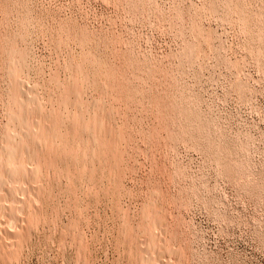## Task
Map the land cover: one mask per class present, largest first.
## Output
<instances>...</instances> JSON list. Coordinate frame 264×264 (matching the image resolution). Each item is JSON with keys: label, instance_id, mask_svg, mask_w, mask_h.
<instances>
[{"label": "rangeland", "instance_id": "374dc122", "mask_svg": "<svg viewBox=\"0 0 264 264\" xmlns=\"http://www.w3.org/2000/svg\"><path fill=\"white\" fill-rule=\"evenodd\" d=\"M18 80L87 135L68 129L0 264H264V0H0V148Z\"/></svg>", "mask_w": 264, "mask_h": 264}, {"label": "bare ground", "instance_id": "6f19581e", "mask_svg": "<svg viewBox=\"0 0 264 264\" xmlns=\"http://www.w3.org/2000/svg\"><path fill=\"white\" fill-rule=\"evenodd\" d=\"M16 48V47H15ZM12 49V48H11ZM14 49V48H13ZM20 49V48H19ZM26 49V48H25ZM22 50V49H21ZM25 51V50H24ZM13 52H15V51H13ZM16 53V52H15ZM19 53V52H18ZM21 53V52H20ZM27 53V52H26ZM13 57V56H12ZM18 57V56H17ZM28 57V56H27ZM15 58V57H14ZM20 58V57H19ZM94 58V57H93ZM95 59V58H94ZM97 59V58H96ZM95 59V60H96ZM23 60H24V58H23ZM27 60V59H26ZM89 60H91V59H89ZM9 61H10V59H9ZM13 61V60H12ZM11 61V62H12ZM85 61V60H84ZM97 61V60H96ZM17 62H19V61H17ZM83 62V61H82ZM86 62V61H85ZM84 62V63H85ZM93 62V61H92ZM91 62V63H92ZM98 62V61H97ZM13 63V62H12ZM71 63H73V62H71ZM70 63V64H71ZM90 63V62H89ZM90 63V64H91ZM100 63V62H99ZM9 64H11L10 62H9ZM20 64V63H19ZM22 64V63H21ZM74 64V63H73ZM76 64V63H75ZM93 64V63H92ZM97 64V63H96ZM102 64V63H101ZM28 65V64H27ZM26 65V66H27ZM72 65V64H71ZM80 65V64H79ZM85 65V64H84ZM86 65H87V63H86ZM85 65V66H86ZM99 65V64H98ZM95 66V65H94ZM99 66H101V65H99ZM14 67V66H13ZM72 67V66H71ZM77 67V66H76ZM84 67V66H83ZM23 69L25 68V67H22ZM22 68H20L21 69V71H22ZM69 68V67H68ZM72 68H74V67H72ZM79 68V67H78ZM103 68V67H102ZM105 68V67H104ZM19 69V70H20ZM71 69V68H70ZM77 69V68H76ZM100 69V68H99ZM17 70V69H16ZM25 70V69H24ZM23 70V71H24ZM69 70V69H68ZM80 70V69H79ZM90 70V69H89ZM96 70V69H95ZM94 70V71H95ZM82 71H84V70H82ZM98 71V70H97ZM19 72V71H18ZM64 72V71H63ZM70 72V71H69ZM85 72V71H84ZM100 72H101V70H100ZM102 73V72H101ZM14 74V73H13ZM16 74H17V72H16ZM20 74V73H19ZM17 75V76H20V75ZM22 74V73H21ZM24 74V73H23ZM104 74V73H103ZM84 75V74H83ZM98 75H99V72H98ZM100 75H102V74H100ZM16 76V75H15ZM14 75H13V77H15ZM23 76V75H22ZM21 76V78L23 79V77ZM24 76L26 77V74H24ZM80 76H81V73H80ZM93 76H95V74L93 73ZM24 77V78H25ZM54 77V76H53ZM56 77V76H55ZM84 77V76H83ZM102 77V76H101ZM104 77V76H103ZM28 78V77H27ZM59 78V77H58ZM106 78H107V75H106ZM21 79V80H22ZM26 79V78H25ZM68 79V78H67ZM98 79V78H97ZM101 79V78H100ZM110 79V78H109ZM14 80V79H13ZM66 80V79H65ZM70 80V79H69ZM69 80H68V83H67V81H66V84H70L69 83ZM72 80V79H71ZM70 80V81H71ZM78 80H79V78H78ZM25 80H23V81H20V80H18V82H17V85H18V87L21 89V92H23V97H21L20 98V96L21 95H18L19 97H17V99H18V104H19V106L18 107H20V109H18V108H16L17 110H19V111H17V112H13L14 114L10 117V119H8V121H9V123H10V120H11V122L13 123V128L14 129H12L13 130V134H12V132H11V134L6 138L5 137V135H4V137L6 138V142H4L3 143V145H2V147L0 148V213L2 214V215H4L5 217H7L8 218V220H14V221H16V223L18 224V227H19V229H18V231H17V229H16V232H15V228L13 229L14 231H12V229L10 228L11 226H9V228L11 229H9L8 228V226H7V224L8 223H10L9 221H7V222H4V223H0L1 225H0V240H1V242H0V247H2L3 249L5 248V249H7L8 247H10V249L9 250H12V248H13V250L15 251V247H17L18 245H20L19 244V241L20 240H22L24 237H26L25 235L27 234V233H30L31 231H32V228H31V226H30V223L29 224H27V220H26V217H25V219H24V217H22L21 216V214L25 211V210H29L30 211V213L32 212L33 213V215H37L38 214V211H39V209H38V206H37V202L35 203V197L41 192V188H43V184L40 186V184L39 183H41L40 181L38 182V180L42 177V174H41V172H42V170L44 171L45 169V167L46 166H49V168L51 167H55V166H57V160H58V163H59V159H57V156L59 155V153H61V152H65L64 151V149H66L65 148V144H70V142H72V140L71 141H68L70 138H69V136H68V132L70 131H68V129H72V130H74V131H81V132H85L84 131V125L82 126L79 122H83V121H80V119H79V121H78V119L74 116V117H72L73 115H70V113H68L67 111H66V109L64 110V111H66V112H62L61 110H60V114H58V113H55L56 111H51L50 113H44V112H42V111H40V110H38V109H36V107L35 108H33L32 106H31V102L33 101L34 102V100H35V95L33 96V99H32V97H30V95H32L33 94V90H31L29 87H33V86H29V84H28V86L25 84V82H24ZM59 81V80H58ZM73 81V80H72ZM82 81V80H81ZM86 81H87V78H86ZM93 81V80H92ZM108 81V80H107ZM80 82V81H79ZM78 82V83H79ZM94 82V81H93ZM97 82H98V80H97ZM9 83V82H8ZM14 83V82H13ZM16 83V82H15ZM50 83V82H49ZM58 83V82H57ZM64 83V82H63ZM73 83V82H72ZM75 83V82H74ZM96 83V82H95ZM99 83V82H98ZM51 84V83H50ZM49 84V85H50ZM56 84V83H55ZM91 84V83H90ZM101 84V83H100ZM106 84V83H105ZM104 84V85H105ZM97 85V84H96ZM13 86H14V84H13ZM52 86V85H51ZM55 86V85H54ZM58 86H59V84H58ZM62 86V85H61ZM67 86V85H66ZM69 86V85H68ZM79 86V84L77 85V84H71V89H73V90H77L78 91V87ZM85 86V85H84ZM90 86V85H89ZM95 86V85H94ZM11 87H12V85H11ZM36 87V86H35ZM34 87V88H35ZM63 87H64V85H63ZM88 87V86H87ZM37 88H38V85H37ZM44 88V87H43ZM49 88V87H48ZM56 88V87H55ZM105 88H106V86H105ZM33 89V88H32ZM58 89H59V87H58ZM61 89V88H60ZM64 89V88H63ZM19 90V89H18ZM67 90H68V88H67ZM79 90H82V89H79ZM37 91V90H36ZM50 91V90H49ZM65 91V90H64ZM63 91V92H64ZM72 91V90H71ZM91 91V90H90ZM40 92V91H39ZM43 92V91H42ZM53 92V91H52ZM55 92V91H54ZM67 92V91H66ZM81 92V91H80ZM11 93H16L15 91H12ZM19 93V92H18ZM35 93V92H34ZM75 94L77 93V92H74ZM83 93V92H82ZM81 93V94H82ZM20 94V93H19ZM59 94V93H58ZM65 94V93H64ZM96 94H98V93H96ZM100 94V93H99ZM38 95V94H37ZM46 95H47V93H46ZM55 95V94H54ZM60 95V94H59ZM66 95V94H65ZM72 95V94H71ZM14 96V95H13ZM45 96V95H44ZM43 96V97H44ZM62 96V95H61ZM77 96H79V94H77ZM85 96V95H84ZM83 96V97H84ZM87 96V95H86ZM10 97V96H9ZM42 97V96H41ZM55 97V96H54ZM88 97V96H87ZM96 97V96H95ZM12 98V97H11ZM10 98V99H11ZM37 98V97H36ZM51 98V97H50ZM62 98H63V96H62ZM73 98L75 99V97L73 96ZM80 98V97H79ZM103 98V97H102ZM14 99H15V97H14ZM13 99V100H14ZM67 99H68V97H67ZM73 99V100H74ZM84 99V98H83ZM82 99V100H83ZM71 100V99H70ZM92 100V99H91ZM99 100V99H98ZM16 101V100H15ZM53 101V100H52ZM64 101V100H63ZM62 101V102H63ZM69 101V100H68ZM72 101V100H71ZM4 102V101H3ZM16 102V103H17ZM36 102V101H35ZM65 102V101H64ZM76 101L74 100V103H75ZM84 103H85V100L83 101ZM93 102V101H92ZM95 102H97L96 100H95ZM13 103H14V101H13ZM37 103H38V100H37ZM36 103V104H37ZM54 103V102H53ZM56 103V102H55ZM61 103V102H60ZM69 104L68 105H70V102H68ZM48 104V103H47ZM50 104V103H49ZM57 104V103H56ZM77 104H79L80 106H81V104L80 103H77ZM83 104V103H82ZM90 104L92 105V103L90 102ZM95 104V103H94ZM106 104V103H105ZM39 105V104H38ZM55 105V104H54ZM67 105V104H66ZM72 106H73V104H71ZM75 105V104H74ZM78 105V106H79ZM89 105V104H88ZM91 105H89V106H91ZM41 106V105H40ZM39 106V107H40ZM71 106V107H72ZM88 106V107H89ZM95 106L96 107H100V104H98V103H96L95 104ZM10 107V106H9ZM62 107V106H61ZM70 107V108H71ZM84 107H85V105H84ZM83 107V108H84ZM86 107H87V105H86ZM85 107V108H86ZM104 107V106H103ZM103 107L101 108L102 109V111H103ZM41 108V107H40ZM72 108H74V107H72ZM79 108V111H80V113H81V115H82V117H84V118H86V119H89V120H92V118H94V117H92L93 116V114H91L92 113V111H91V113L88 111V110H86V109H84L83 110V108L82 109H80V107H78ZM92 108H93V105H92ZM3 109V108H2ZM42 109V108H41ZM58 109H60V108H58ZM108 109V108H107ZM106 109V110H107ZM15 110V109H14ZM57 110V109H56ZM69 110H71L72 111V109H69ZM93 110V109H92ZM11 111H12V108H11ZM11 111H8V112H11ZM50 111V110H49ZM48 111V112H49ZM62 112V113H61ZM73 112V111H72ZM111 112V111H110ZM109 112V113H110ZM114 112V111H113ZM100 114H101V112H99ZM98 113V114H99ZM102 114H103V112H102ZM102 114H101V116H102ZM105 114V113H104ZM103 114V115H104ZM95 115V114H94ZM108 115V114H107ZM3 116V115H2ZM96 116H98V115H95V117ZM100 116V119L103 117V118H105L104 116H102L101 117ZM3 118V117H2ZM97 118V117H96ZM102 118V119H103ZM110 118V117H109ZM85 119V120H86ZM100 119H99V121H100ZM107 119V118H106ZM94 120V119H93ZM88 121V120H87ZM107 121V120H106ZM114 121V120H113ZM102 122H104V120L103 121H101V122H98L96 119L94 120V122H92V123H94V129H96V130H99V131H103V134L105 133L107 136H109L110 138H117V136H115V134H113L112 132H110V130L108 131V129L109 128H111V127H109V128H107ZM88 123H89V121H88ZM104 123H106V122H104ZM108 123V122H107ZM7 124H8V122H7ZM86 124V123H85ZM111 124V123H110ZM1 125V124H0ZM70 125H71V127H70ZM88 125V124H87ZM5 126H6V124H5ZM108 126V125H107ZM65 129H64V128ZM85 127H86V125H85ZM88 127V126H87ZM86 127V128H87ZM7 128V126L5 127V129ZM12 128V127H11ZM92 128V129H93ZM94 129H93V131H94ZM4 131V130H3ZM74 131H72V132H74ZM116 131V130H115ZM6 132V131H5ZM80 132V133H81ZM1 133V132H0ZM76 133V132H75ZM75 133L72 135V136H74L75 135ZM87 133H88V131H87ZM71 134V133H70ZM84 134H86V132L84 133ZM97 134V133H96ZM99 134V133H98ZM83 136V134H80V136ZM87 135V134H86ZM88 135H89V138L90 139H92L93 140V142L95 141L96 143H97V141H98V138H96L95 137V134H90V133H88ZM76 136V135H75ZM98 136V135H97ZM119 136V135H118ZM79 137V136H78ZM101 137H102V133H101ZM104 137V136H103ZM69 138V139H68ZM76 138V137H75ZM88 138V139H89ZM105 138V137H104ZM72 139L74 140V142H75V139L72 137ZM89 139V140H90ZM99 139H101V138H99ZM103 139V138H102ZM106 139V138H105ZM109 139V138H108ZM108 139H107V141H108ZM1 140V139H0ZM4 140V139H3ZM79 140H80V138H79ZM79 140H76V142L78 141V142H80ZM82 140H84L83 139V137H82ZM88 140V141H89ZM85 141H86V139H85ZM106 141V140H105ZM77 142V143H78ZM100 143H101V140L99 141ZM109 142V141H108ZM91 143V142H90ZM103 143H104V141H103ZM113 143V142H112ZM114 143H116V142H114ZM0 144H2L1 142H0ZM68 144V145H69ZM74 144V143H73ZM87 144H88V142H87ZM86 144V145H87ZM78 145H79V143H78ZM83 145L85 146V143H83ZM1 146V145H0ZM74 146H76L75 144H74ZM73 145H72V147H74ZM80 146H82V144H80ZM101 146V145H100ZM107 146H109V145H107ZM115 146V145H114ZM70 147H71V144H70ZM69 147V148H70ZM86 147V146H85ZM91 147V146H90ZM97 147V146H96ZM81 148H83V147H81ZM81 148H79V149H81ZM100 148V147H99ZM115 148V147H114ZM62 149H63V151H62ZM73 149V148H72ZM74 149H75V147H74ZM89 149V148H88ZM90 149H92V147L90 148ZM94 149V148H93ZM96 149V148H95ZM103 149H105V147L103 148ZM112 149V148H111ZM68 150V149H67ZM66 150V151H67ZM115 150V149H114ZM74 151V150H73ZM78 152H79V150H77ZM81 151V150H80ZM92 151V150H91ZM90 151V152H91ZM106 151V150H105ZM104 150L103 151H100V149H99V151H97V152H102L103 154H104V152H105ZM116 151V150H115ZM71 152V151H70ZM85 153L87 152L86 151V149H85V151H84ZM95 153V152H94ZM111 153V152H110ZM113 153V152H112ZM118 153V152H117ZM58 154V155H57ZM81 154V153H80ZM84 154V153H83ZM89 155H90V153H88ZM102 154V155H103ZM114 154H116V153H114ZM119 154V153H118ZM117 154V155H118ZM61 155V154H60ZM72 155V154H71ZM78 155H79V153H78ZM63 156V155H62ZM67 156V155H66ZM83 156V155H82ZM86 156V155H85ZM93 156H94V154H93ZM108 156V155H107ZM73 157V156H72ZM71 157V158H72ZM75 157H76V155H75ZM79 157V156H78ZM77 157V159H79ZM109 157V156H108ZM64 158V157H63ZM82 158V157H81ZM83 158H86V157H84L83 156ZM96 158V157H95ZM101 158H102V156H101ZM104 158H106V157H104ZM103 158V159H104ZM65 159V158H64ZM63 159V161H64V163H65V160H67V159H65L64 160ZM68 159H70V158H68ZM73 159V158H72ZM71 159V161L73 162V160ZM102 159V160H103ZM106 159H108V158H106ZM111 159V158H110ZM109 159V160H110ZM63 161H62V163H63ZM91 161V160H90ZM69 162V161H68ZM75 162H76V159H75ZM89 162V161H88ZM115 164H114V166L116 165V161L114 162ZM119 162H117V164H118ZM60 164H61V162H60ZM73 164V163H72ZM78 164V163H77ZM106 164V163H105ZM104 164V165H105ZM110 164V163H109ZM59 165V164H58ZM73 165H76V163L75 164H73ZM111 165H112V163H111ZM121 165V164H120ZM62 166V165H61ZM106 166V165H105ZM58 167V166H57ZM63 167V166H62ZM73 167V166H72ZM79 167V166H78ZM113 167V166H112ZM43 168V169H42ZM49 168H47V169H49ZM60 169H61V167H59ZM73 168H75V166L73 167ZM88 168H89V166H88ZM114 168H116V167H114ZM53 170H54V168H53ZM58 170V169H57ZM120 170V169H119ZM47 171V170H46ZM55 171V170H54ZM59 171V170H58ZM67 171V170H66ZM71 172V171H70ZM117 172V171H116ZM43 173V172H42ZM47 173V172H46ZM87 173V172H86ZM44 174V173H43ZM56 175V174H55ZM99 175V174H98ZM44 176V175H43ZM76 176V175H75ZM85 176V175H84ZM90 176V175H89ZM96 176V175H95ZM70 177V176H69ZM80 177V176H79ZM83 177V176H82ZM114 177V176H113ZM57 178V177H56ZM85 178V177H84ZM83 178V179H84ZM99 179V178H98ZM62 180V179H61ZM77 180V179H76ZM67 181V180H66ZM75 181V180H74ZM80 181V180H79ZM89 181V180H88ZM118 181V180H117ZM46 184V183H45ZM93 184V183H92ZM69 185V184H68ZM89 185V184H88ZM43 191V190H42ZM46 191V190H45ZM45 193H47V192H45ZM45 195V194H44ZM44 198H45V196H44ZM152 203V202H151ZM157 203V202H156ZM38 204H39V202H38ZM153 204V203H152ZM155 205V204H154ZM42 206V205H41ZM42 208V207H41ZM152 210H154V209H152ZM155 211V210H154ZM29 213V212H28ZM149 213V212H148ZM159 213V212H158ZM44 215V214H43ZM1 216V215H0ZM39 216V215H38ZM146 216V215H145ZM154 217V216H153ZM152 217V218H153ZM1 218V217H0ZM158 219L159 218H161V219H163L162 217H157ZM6 219V218H5ZM36 219V218H35ZM38 219V218H37ZM28 220H30L29 218H28ZM160 220V219H159ZM157 221V225H161V222L160 221ZM162 221H164V220H162ZM13 223V222H12ZM154 223V222H153ZM17 224L15 225V226H17ZM32 224V223H31ZM154 226V225H153ZM142 228V227H141ZM146 228V227H145ZM161 229V228H160ZM133 230V229H132ZM128 231V230H127ZM141 231V230H140ZM146 231V230H145ZM161 231H162V229H161ZM156 232V231H155ZM163 232H164V230H163ZM145 233H147V231L145 232ZM131 235V234H130ZM146 235V234H145ZM133 236V235H132ZM141 236V235H140ZM139 236V237H140ZM156 236V235H155ZM28 238V237H27ZM129 238V237H128ZM132 238V237H131ZM152 238V237H151ZM161 238V237H160ZM6 239H8V240H10L11 242L13 241V243H9L8 244V241H6ZM29 239V238H28ZM144 239H146V238H144ZM157 239V238H156ZM132 240V239H131ZM147 240H148V238H147ZM155 240V239H154ZM162 240V239H161ZM7 243H6V242ZM137 241V240H136ZM157 241V240H156ZM146 242V241H145ZM154 243V242H153ZM152 244V243H151ZM150 246V244L149 243H147V246ZM63 246V245H62ZM146 246V247H147ZM161 246H163L164 248H165V246L166 245H161ZM19 247V246H18ZM64 247V246H63ZM82 247V246H81ZM143 247V246H142ZM141 247V248H142ZM137 248V247H136ZM153 248V247H152ZM156 249V248H155ZM13 250H12V252H13ZM142 250V249H141ZM144 250V249H143ZM151 250V249H150ZM166 250H168V249H166ZM8 251V250H7ZM154 251V250H153ZM2 252V251H1ZM9 252V251H8ZM17 252V251H16ZM145 252H147V253H149V252H151V251H149V247L148 248H146V250H145ZM164 252V251H163ZM163 252H160L159 251V253H155L156 254V256H157V259H158V261H159V264H168L166 261H165V259L164 258H166L165 256L166 255H164L163 254ZM171 252V251H170ZM7 253V252H6ZM15 253V252H14ZM146 253V254H147ZM172 253V252H171ZM151 255V254H150ZM1 256V255H0ZM19 256V255H18ZM145 257V256H144ZM4 258H6V257H3V256H1L0 257V259L1 260H3L4 261ZM146 258V257H145ZM147 258H148V256H147ZM155 258V257H154ZM2 261V262H3ZM155 263V262H154ZM154 263H152V264H154Z\"/></svg>", "mask_w": 264, "mask_h": 264}]
</instances>
